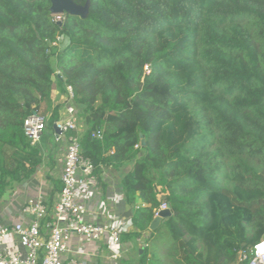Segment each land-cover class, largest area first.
I'll list each match as a JSON object with an SVG mask.
<instances>
[{
	"label": "trees",
	"instance_id": "obj_1",
	"mask_svg": "<svg viewBox=\"0 0 264 264\" xmlns=\"http://www.w3.org/2000/svg\"><path fill=\"white\" fill-rule=\"evenodd\" d=\"M75 1L88 15L59 25L51 0H0V199L43 161L25 118L53 126L71 85L94 173L128 166L139 264H245L264 238V0Z\"/></svg>",
	"mask_w": 264,
	"mask_h": 264
},
{
	"label": "built area",
	"instance_id": "obj_2",
	"mask_svg": "<svg viewBox=\"0 0 264 264\" xmlns=\"http://www.w3.org/2000/svg\"><path fill=\"white\" fill-rule=\"evenodd\" d=\"M53 20L63 24L65 13L53 14ZM66 89L68 96L55 122L60 129L59 134L55 133L56 141L64 144L63 161L57 175L62 189L52 201L40 195L29 198L22 207L23 220L8 224L0 219L1 240L11 232L19 236V245L15 249L0 248V264H84L74 254L67 256L73 234L89 240L108 234L110 242L117 245L122 241V233L132 224L130 220L110 222L89 218L88 198L97 190L98 177L89 158L83 155L80 143L83 124L73 102V87L67 85ZM46 126V117L38 112L28 115L23 124L25 135L42 154L41 140ZM93 136L101 138L102 131L94 132ZM144 205L137 204L136 208ZM167 207L168 204L163 202L155 208V217ZM92 212H100L98 202H94ZM109 258L121 261L122 253L111 251ZM241 259L246 260L245 264H264V238L242 252Z\"/></svg>",
	"mask_w": 264,
	"mask_h": 264
},
{
	"label": "crops",
	"instance_id": "obj_3",
	"mask_svg": "<svg viewBox=\"0 0 264 264\" xmlns=\"http://www.w3.org/2000/svg\"><path fill=\"white\" fill-rule=\"evenodd\" d=\"M67 43L68 38L65 37L60 47L66 46ZM52 61L55 64V59ZM54 90L59 93L60 85L55 84ZM55 143L57 144L51 145L48 137H44L43 133L41 140L44 149L43 161L30 179L17 183L13 191L0 199V219L8 224L23 220L22 207L31 197L40 195L49 198L50 201L53 200L57 192L53 193L54 184L50 177L57 178L64 151V144L57 142L56 136ZM126 167L102 166L100 168L97 190L88 198L89 218L110 222L131 221L132 207L126 202L121 183ZM94 202L100 204L99 213L92 212ZM130 230H135L132 224L128 225L126 232ZM148 235L149 232H143L139 237L132 238L125 234L122 236L121 243L115 245L110 242L108 234H104L97 240H89L73 234L67 256L74 254L84 264H139ZM18 245L19 236L14 232L9 233L3 240L0 239V248L15 249ZM111 251L122 253L121 261L109 258Z\"/></svg>",
	"mask_w": 264,
	"mask_h": 264
},
{
	"label": "water",
	"instance_id": "obj_4",
	"mask_svg": "<svg viewBox=\"0 0 264 264\" xmlns=\"http://www.w3.org/2000/svg\"><path fill=\"white\" fill-rule=\"evenodd\" d=\"M90 3L89 1L85 4H79L75 0H51V7L50 11L52 14L55 13H67L69 15L81 16L86 17L89 13ZM59 25H62L59 23ZM60 76V75H59ZM61 77V76H60ZM53 129L55 133L59 134L60 129L57 124L54 123ZM141 137L143 135L141 134ZM142 144H145V140L142 139ZM173 215L170 206L166 209L160 211L159 215L156 216L149 226V230H155L163 219L168 218Z\"/></svg>",
	"mask_w": 264,
	"mask_h": 264
},
{
	"label": "rangeland",
	"instance_id": "obj_5",
	"mask_svg": "<svg viewBox=\"0 0 264 264\" xmlns=\"http://www.w3.org/2000/svg\"><path fill=\"white\" fill-rule=\"evenodd\" d=\"M57 98H60V94L58 93H57ZM44 137H48L51 145L57 144L55 143V132H54L53 126L47 124L44 130ZM221 184L224 186L230 187V188L237 189L239 194L242 195L243 197L254 196L260 193L259 191H251L248 189H244L242 187L240 188L232 179H221Z\"/></svg>",
	"mask_w": 264,
	"mask_h": 264
}]
</instances>
